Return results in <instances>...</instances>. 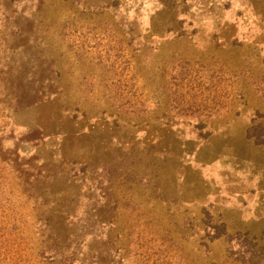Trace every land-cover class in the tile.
Masks as SVG:
<instances>
[{
    "label": "rangeland",
    "instance_id": "374dc122",
    "mask_svg": "<svg viewBox=\"0 0 264 264\" xmlns=\"http://www.w3.org/2000/svg\"><path fill=\"white\" fill-rule=\"evenodd\" d=\"M3 218L24 264H264V0H0Z\"/></svg>",
    "mask_w": 264,
    "mask_h": 264
},
{
    "label": "trees",
    "instance_id": "16d2710c",
    "mask_svg": "<svg viewBox=\"0 0 264 264\" xmlns=\"http://www.w3.org/2000/svg\"><path fill=\"white\" fill-rule=\"evenodd\" d=\"M219 221H216L212 226L214 229L213 236L209 237L210 239L206 242L208 246L209 241H214L215 239H220L224 235H229L224 223L218 224ZM9 221H5L4 218L0 221V264H24L25 260L21 261L22 255L20 249H15V242L10 239L8 232ZM221 264H233V262L224 261L220 262ZM247 264V261L242 262V264ZM194 264V263H193Z\"/></svg>",
    "mask_w": 264,
    "mask_h": 264
}]
</instances>
